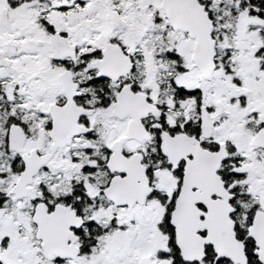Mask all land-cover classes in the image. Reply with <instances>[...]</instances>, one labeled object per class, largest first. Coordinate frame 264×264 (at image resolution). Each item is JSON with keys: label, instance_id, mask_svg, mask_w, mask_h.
I'll use <instances>...</instances> for the list:
<instances>
[{"label": "snow or ice", "instance_id": "obj_1", "mask_svg": "<svg viewBox=\"0 0 264 264\" xmlns=\"http://www.w3.org/2000/svg\"><path fill=\"white\" fill-rule=\"evenodd\" d=\"M0 264H264V0H0Z\"/></svg>", "mask_w": 264, "mask_h": 264}]
</instances>
